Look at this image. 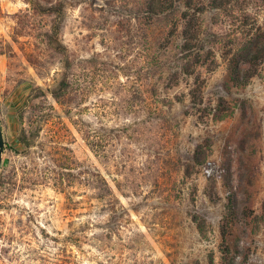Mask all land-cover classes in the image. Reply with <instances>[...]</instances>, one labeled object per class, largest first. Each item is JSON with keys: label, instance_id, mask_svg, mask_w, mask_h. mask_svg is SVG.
I'll use <instances>...</instances> for the list:
<instances>
[{"label": "rangeland", "instance_id": "obj_1", "mask_svg": "<svg viewBox=\"0 0 264 264\" xmlns=\"http://www.w3.org/2000/svg\"><path fill=\"white\" fill-rule=\"evenodd\" d=\"M139 2L0 0V264H264V64L245 86L224 87L222 42L212 63L184 75L177 35L156 23L145 31ZM243 4L259 26L264 4ZM62 79L60 104L50 91ZM238 99L251 106L245 122ZM239 139L246 232L223 219L217 171ZM195 145L207 163L185 175Z\"/></svg>", "mask_w": 264, "mask_h": 264}, {"label": "trees", "instance_id": "obj_2", "mask_svg": "<svg viewBox=\"0 0 264 264\" xmlns=\"http://www.w3.org/2000/svg\"><path fill=\"white\" fill-rule=\"evenodd\" d=\"M244 1L246 0H140L139 14L143 18L145 31L148 26L156 23L162 30L167 31L170 38L172 35H177L180 41L177 59L180 60V70L184 75H194L198 67L212 63L213 50L220 49L222 42L225 43L226 46L221 50L226 70L223 85L226 88L242 87L258 74L259 67L264 64V18L262 23L256 26L243 9ZM256 1L264 4V0ZM48 11L58 15L60 10L54 8ZM202 15H207L209 23L201 22ZM221 17L230 21L227 23V28L222 25L223 22L219 19ZM235 18L238 19L240 26L236 25ZM56 31L57 28L54 32ZM67 88L68 82L62 79L57 87L50 91V95L62 104ZM199 94H201L200 85L195 84L189 92L190 107L194 110H199L198 107L202 104ZM237 102L240 119L245 122L246 110L251 109V106L246 105L245 99H238ZM224 104L225 100L222 98L217 101L212 114L216 120L221 119L220 113ZM200 111L204 112L205 109L202 108ZM243 150L242 139L227 145L217 171L221 169L223 172L221 179L226 191V214L223 219L229 227L237 225L242 232H246L249 223L248 188L251 178L248 177V166L241 156ZM186 161L183 170L185 175H189L190 170L195 167L204 166L207 163L204 145H195L186 156ZM94 183V189H97L99 194L98 198L103 201L104 208H107L109 205L107 184L99 176H96ZM191 220L197 223L195 216ZM197 230L200 232L198 225ZM75 240L80 241L79 238ZM238 240L240 237L234 239L232 247L240 253Z\"/></svg>", "mask_w": 264, "mask_h": 264}, {"label": "water", "instance_id": "obj_3", "mask_svg": "<svg viewBox=\"0 0 264 264\" xmlns=\"http://www.w3.org/2000/svg\"><path fill=\"white\" fill-rule=\"evenodd\" d=\"M2 150H3V139H2V134L0 130V163H1Z\"/></svg>", "mask_w": 264, "mask_h": 264}]
</instances>
